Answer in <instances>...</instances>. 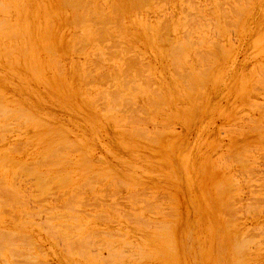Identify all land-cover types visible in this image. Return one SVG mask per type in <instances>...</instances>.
I'll list each match as a JSON object with an SVG mask.
<instances>
[{"label":"rangeland","instance_id":"1","mask_svg":"<svg viewBox=\"0 0 264 264\" xmlns=\"http://www.w3.org/2000/svg\"><path fill=\"white\" fill-rule=\"evenodd\" d=\"M64 1L0 0V264H264V0Z\"/></svg>","mask_w":264,"mask_h":264},{"label":"bare ground","instance_id":"2","mask_svg":"<svg viewBox=\"0 0 264 264\" xmlns=\"http://www.w3.org/2000/svg\"><path fill=\"white\" fill-rule=\"evenodd\" d=\"M63 1H64V0H63ZM71 1H72V0H70V4L72 3ZM73 1H74V0H73ZM77 1H79V0H77ZM77 1H76V3H77ZM80 1H81V0H80ZM82 1H83V0H82ZM82 1L79 2V3L82 4ZM91 1H92V0H90L89 3H91ZM129 1L132 2L131 0H129ZM139 1H140V0H139ZM64 2H65V1H64ZM67 2H68V1H67ZM67 2L64 3V4L68 5ZM130 2H128V3H130ZM135 2H137V4H138V3H141V2H138V1H135ZM143 2H144V1H143ZM206 2H207V1H206ZM235 2H236V1H235ZM79 3H77V7H78ZM132 3H133V2H132ZM165 3H166V2H165ZM74 4H75V1H74ZM74 4L72 3L71 5L74 7ZM81 4H80V5H81ZM119 4H120V3H119ZM141 4H142V3H141ZM80 5H79V8L81 7ZM133 5H134V3H133ZM133 5H132V6H133ZM144 5H146V4L144 3ZM91 6H92V4H91ZM95 6H97V5H95ZM99 6H100V5H99ZM218 6H219V5H218ZM220 6H221V5H220ZM77 7H76V8H77ZM0 8H1V7H0ZM40 8H41V7H40ZM70 8H71V7H69V9H70ZM74 8H75V7H74ZM76 8H75V10H76ZM84 8H85V7H84ZM88 8H89V7H88ZM88 8L86 7L85 9H88ZM100 8H101V7H100ZM114 8H115V7H114ZM138 8H139V7H138ZM7 9H8V8H7ZM93 9H94V6H93ZM119 9H121V8H119ZM219 9H221V8H219ZM232 9H233V8H232ZM75 10H74V11H75ZM90 10H91V9H88V10L86 11V12H89L88 15L85 14L86 12L84 11V14L87 15L88 17H89V16L91 17V12H90ZM121 10H122V9H121ZM123 10H124V9H123ZM142 10H143V9H142ZM91 11H92V10H91ZM97 11H98V9H97ZM97 11H96V12H97ZM113 11H114V10H113ZM117 11H118V10H117ZM225 11H226V10H225ZM2 12H3V11H2ZM37 12H38V11H37ZM75 12H76V11H75ZM78 12H79V11H78ZM92 12L94 13V10H93ZM114 12H116V11H114ZM121 12H122V11H121ZM137 12H138V11H137ZM41 13H42V12H41ZM79 13H80V12H79ZM118 13H119V12H118ZM242 13H243V12H242ZM89 14H90V15H89ZM96 14H98V13H96ZM48 15H49V14H48ZM48 15H47V16H48ZM74 15H76V14H73V16H74ZM93 15H94V14H93ZM106 15H107V14H106ZM233 15H234V14H233ZM43 16H44V15H43ZM87 16H85V17H84V16H80V17L77 16V17H78V18H81V19H83V17H84V19H85ZM164 16H165V15H164ZM119 17H120V16H119ZM44 18H45V17H44ZM46 18H47V17H46ZM72 18H73V17H72ZM107 18H108V17H107ZM115 18H116V17H115ZM35 19H36V18H35ZM122 19H123V18H122ZM170 19H171V18H170ZM193 19H194V18H193ZM239 19H240V18H239ZM4 20H5V19H4ZM71 20H72V19H71ZM73 20H74V19H73ZM73 20H72V21H73ZM75 20H77V19L75 18ZM87 20H88V19H87ZM130 20H131V19H130ZM191 20H192V19H191ZM194 20H195V19H194ZM196 20H197V19H196ZM196 20H195V21H196ZM240 20H241V19H240ZM80 21H81V20H80ZM89 21H90V20H89ZM115 21H116V20H115ZM117 21H118V20H117ZM198 21H199V20H198ZM225 21H226V20H225ZM66 22H67V21H66ZM76 22H77V21H76ZM87 22H88V21H87ZM215 22H216V21H215ZM226 22H227V21H226ZM3 23H4V22H3ZM32 23H33V22H32ZM34 23H35V22H34ZM69 23H70V21H69ZM107 23H108V22H107ZM117 23H118V22H117ZM190 23H191V22H190ZM196 23H197V22H196ZM6 24H7V23H5V25H6ZM225 24H226V23H225ZM232 24H233V23H232ZM1 25H2V24H1ZM65 25H66V24H65ZM76 25H77V24H76ZM82 25H83V24H82ZM99 25H100V24H99ZM115 25H117V24H115ZM214 25H215V24H214ZM52 26H53V25H52ZM52 26H51V27H52ZM103 26H104V25H103ZM106 26H107V25H106ZM215 26H216V25H215ZM225 26H226V25H225ZM76 27H77V26H76ZM99 27H100V26H99ZM161 27H162V26H161ZM201 27H202V26H201ZM126 28H127V27H126ZM190 28H191V27H190ZM214 28H215V27H214ZM5 29H7V28H5ZM117 29H119V28H117ZM117 29H116V30H117ZM163 29H164V28H163ZM165 29H166V28H165ZM216 29H217V28H216ZM38 30H39V29H38ZM78 30H79V29H78ZM105 30H106V29H105ZM105 30H104V31H105ZM114 30H115V29H114ZM120 30H121V29H120ZM199 30H200V29H199ZM102 31H103V30H102ZM121 31H122V30H121ZM100 32H101V31H100ZM216 32H217V30H216ZM93 34H94V33H93ZM107 34H108V33H107ZM128 34H129V33H128ZM15 35H17V34H15ZM39 35H40V34H39ZM42 35H43V34H42ZM80 35H82V34H80ZM80 35H79V36H80ZM119 35H120V34H119ZM188 35H189V34H188ZM218 35H219V34H218ZM31 36H32V35H31ZM34 36H35V35H34ZM109 36H110V35H109ZM201 36H202V35H201ZM36 37H38V36L36 35ZM45 37H46V36H45ZM98 37H99V36H98ZM202 37H203V36H202ZM204 37H205V36H204ZM13 38H15V37H13ZM32 38H33V37H32ZM43 38H44V37H43ZM46 38L48 39V37H46ZM81 38H82V37H81ZM99 38H100V37H99ZM38 39H39V37H38ZM104 39H105V38H104ZM33 40L35 41V39H33ZM36 40H37V39H36ZM44 40H45V42H46V39H45V38H44ZM44 40H43V41H44ZM72 40H73V39H72ZM112 40H113V39H112ZM75 41H76V40H75ZM98 41H99V40H98ZM113 41H114V40H113ZM191 41H192V40H191ZM34 43H35V42H34ZM75 43H76V42H75ZM86 43H87V42H86ZM99 43H100V42H99ZM101 43H102V42H101ZM190 43H191V42H190ZM82 44H83V43H82ZM70 45H71V44H70ZM79 45H80V44H79ZM101 45H102V44H101ZM110 45H111V44H110ZM118 45H119V44H118ZM120 45H121V44H120ZM169 45H170V44H169ZM190 45H191V44H190ZM36 46L38 47V45H36ZM76 46H77V45H76ZM80 46H81V45H80ZM124 46H125V45H124ZM43 47H44V46H43ZM49 47H50V46H49ZM49 47H48V48H49ZM83 47H84V46H83ZM106 47H107V46H106ZM106 47H105V48H106ZM125 47H126V46H125ZM181 47H182V45H181ZM85 48H86V47H85ZM175 48H176V47H175ZM188 48H189V47H188ZM191 48H193V47H191ZM33 49H34V51L36 52V49H35V48H33ZM33 49H32L31 51H33ZM73 49H74V48H73ZM76 49H77V48H76ZM116 49H117V48H116ZM172 49H173V48H172ZM15 50H16V49H15ZM44 50H45V49H44ZM47 50H48V49H47ZM50 50H51V49H50ZM130 50H131V49H130ZM180 50H181V49H180ZM182 50H183V49H182ZM182 50H181V51H182ZM37 51H38V50H37ZM48 51H49V50H48ZM52 51H53V50H52ZM110 51H111V50H110ZM171 51H172V50H171ZM176 51H177V50H176ZM176 51H174V52L176 53ZM178 51H179V50H178ZM181 51H180V52H181ZM53 52H54V51H53ZM132 52H133V51H132ZM106 53H107V52H106ZM116 53H117V52H116ZM172 53H173V52H172ZM177 53H178V52H177ZM181 53H182V52H181ZM111 54H112V53H111ZM198 54H199V53H198ZM198 54H197V55H198ZM11 55H12V54H11ZM36 55H37V53H36ZM55 55H56V54H55ZM126 55H127V54H126ZM181 55H183V54H181ZM204 55H205V54H204ZM174 56H175V55H174ZM198 56H199V55H198ZM202 56H203V55H202ZM202 56H201V57H202ZM205 56H206V55H205ZM52 57H53V56H52ZM170 57H171V56H170ZM132 59H133V58H132ZM174 59H175V58H174ZM199 59H200V58H199ZM203 59H204V58H203ZM206 59H207V61H208V58H206ZM53 60H54V59H53ZM126 60H127V59H126ZM134 60H135V59H134ZM201 60H202V59H201ZM212 60H213V59H212ZM49 62H50V61H49ZM127 62H128V61H127ZM133 62H134V61H133ZM175 62H176V61H175ZM178 62H179V61H178ZM209 62H210V61H209ZM34 63H35V62H34ZM52 63H53V62H52ZM124 63H125V62H124ZM128 63H129V62H128ZM206 63L208 64V62H206ZM212 63H213V62H212ZM212 63H211V66H213ZM58 65H59V64H58ZM77 65H78V63H77ZM128 65H129V64H128ZM128 65H127V66H128ZM202 65H203V64H202ZM215 65H216V64H215ZM78 66H79V65H78ZM124 66H126V65H124ZM177 66H178V65H177ZM207 66H208V65H207ZM173 67H174V66H173ZM46 68H47V67H46ZM127 68H128V67H127ZM133 68H134V67H133ZM133 68H132V69H133ZM145 68H146V67H145ZM147 68H148V67H147ZM43 69H44V68H43ZM128 69L130 70V66H129ZM138 69H139V68H138ZM205 69H206V68H205ZM57 70H58V69H57ZM136 70H137V69H136ZM140 70H141V69H140ZM173 70H174V69H173ZM182 70H183V68H182ZM207 70H208V69H207ZM36 71H37V70H36ZM36 71H35V72H36ZM124 71H125V70H124ZM183 71H184V70H183ZM202 71H203V70H202ZM129 72H130V71H129ZM141 72H142V71H141ZM141 72H140V73H141ZM143 72H144V71H143ZM203 72H204V71H203ZM93 73H94V72H93ZM131 73H132V72H131ZM140 73H139V74H140ZM186 73H187V72H186ZM40 74H41V73H40ZM88 74H89V73H88ZM128 74H129V73H128ZM128 74H127V75H128ZM182 74H183V73H182ZM45 75H46V74H45ZM59 75H60V73H59ZM85 75H86V74H85ZM101 75H102V74H101ZM104 75H105V73H104ZM104 75H103V76H104ZM183 75H184V74H183ZM185 76H186V75H185ZM87 77H88V76H87ZM178 77H179V76H178ZM188 77H189V76H188ZM261 77H262V76H261ZM102 78H103V77H102ZM122 78H123V77H122ZM124 78H125V77H124ZM135 78H136V77H135ZM137 78H138V77H137ZM179 78H180V77H179ZM91 79H92V78H91ZM106 79H108V77H107ZM142 79H143V78H142ZM148 79H149V77H148ZM185 79H186V78H185ZM187 79H188V78H187ZM97 80H98V79H97ZM129 80H131V79H129ZM151 80H152V79H151ZM43 81H44V80H43ZM46 81H47V80H46ZM122 81H123V79H122ZM140 81H141V80H140ZM180 81H181V80H180ZM184 81H185V80H184ZM129 82H130V81H129ZM146 82H147V81H146ZM149 82H150V81H149ZM149 82H148V83H149ZM123 83H124V82H123ZM134 83H135V82H134ZM148 83H147V84H148ZM102 84H103V83H102ZM129 84H130V83H129ZM183 84H184V83H183ZM109 85H111V84H109ZM142 85H143V84H142ZM101 86H102V85H101ZM127 86H128V85H127ZM143 87H144V86H143ZM199 88H200V87H199ZM134 89H135V88H134ZM154 89H155V88H154ZM125 90H126V89H125ZM132 90H133V89H132ZM149 90H150V89H149ZM194 90H195V89H194ZM137 91H138V90H137ZM139 92H140V91H139ZM152 92H153V91H152ZM85 93H86V92H85ZM108 93H110V92H108ZM193 93H194V92H193ZM193 93H192V94H193ZM194 94H195V93H194ZM109 95H110V94H109ZM197 95H198V94H197ZM117 97H118V96H117ZM158 97H159V96H158ZM158 97H157V98H158ZM197 98H198V97H197ZM115 99H116V98H115ZM160 99H161V98H160ZM111 100H112V99H111ZM127 101H128V100H127ZM162 101H163V100H162ZM119 104H120V103H119ZM152 104H153V102H152ZM94 105H95V104H94ZM111 105H112V104H111ZM134 105H135V104H134ZM156 105H157V104H156ZM156 105H155V106H156ZM98 106H99V105H98ZM157 106H159V105H157ZM114 107H115V106H114ZM160 107H161V106H160ZM130 108H131V107H129V109H130ZM2 109L4 110V107H3V106H2ZM118 109H119V108H118ZM127 109H128V108H127ZM158 109H159V108H158ZM23 110L26 111L25 109H23ZM13 111H14V109H13ZM122 111H123V110H122ZM128 112H130V110H129ZM17 113H18V112H17ZM125 113H126V112H125ZM5 114H6V113H4L3 116H5ZM7 114L10 115V112L8 111ZM7 114H6V115H7ZM0 115H1V114H0ZM3 116H2V117H3ZM9 117H10V116H9ZM11 117H12V116H11ZM11 117H10V118H11ZM20 117H21V116H20ZM20 117H19V118H20ZM30 117H31V116H30ZM34 117H35V116H34ZM27 118H28V117H27ZM6 119L8 120V118H6ZM38 119H39V118H38ZM130 119H132V118H130ZM133 119H134V118H133ZM147 119H148V118H147ZM136 120H137V119H136ZM138 120H139V119H138ZM3 121H4V120H3ZM30 121H31V120H30ZM32 121H33V120H32ZM146 121H147V120H146ZM16 122H18V121H16ZM27 122H28V120H27ZM130 122H132V121H130ZM14 123H15V122H14ZM141 124H142V123H141ZM11 126H12V125H11ZM122 126H123V125H122ZM136 130H137V129H136ZM5 133H6V132H5ZM167 133H168V132H167ZM154 136H155V134H154ZM139 137H140V136H139ZM66 142H67V141H65V143H66ZM67 143H68V142H67ZM23 144H24V142H23ZM26 144H27V143H26ZM28 144L31 145L30 143H28ZM63 144H64V142H63ZM66 145H67V144H66ZM25 146H26V145H25ZM52 146H53V145H52ZM61 146H62V145H61ZM64 146H65V145H64ZM68 146H70L69 143H68ZM50 147H51V146H50ZM66 147H67V146H66ZM48 148H49V147H48ZM72 148H73V147H72ZM10 149H11V148H10ZM61 149H63V148L61 147ZM64 149H65V147H64ZM64 149H63V150H64ZM67 149H68V148H67ZM69 149H70V148H69ZM78 149H79V148H78ZM80 149H81V148H80ZM53 150H54V149H53ZM75 150H76V149H75ZM21 151H22V150H21ZM57 151L60 152V150H57ZM66 151H67V150H66ZM77 151H78V150H77ZM51 152H52V150H51ZM59 152H57V153H59ZM73 152H74V151H73ZM80 152H82V150H81ZM53 153H54V152H53ZM55 153H56V152H55ZM67 153H68V152H67ZM51 154H52V153H51ZM61 154H62V151H61ZM69 154H70V153H69ZM82 154H84V153H82ZM54 155H55V154H54ZM45 156H46V155H45ZM65 156H66V155H65ZM67 156H68V155H67ZM48 157H49V156H48ZM65 158H66V157H65ZM83 158H88V157L86 156V157H83ZM45 159H46V158H45ZM48 159H49V158H48ZM52 159H53V158H52ZM40 160H41V159H40ZM82 160H83V159H82ZM82 160H81V161H82ZM87 160H88V159H87ZM66 162H67V161H66ZM68 162H70V161H68ZM83 162H84V161H83ZM86 162H88V161H86ZM33 163H34V162H33ZM35 163H36V162H35ZM51 163H53V162L51 161ZM62 163H64V162H62ZM37 164H38V163H37ZM39 164H40V163H39ZM42 164H44V163H42ZM49 164H50V163H49ZM82 164H84V163H82ZM88 164H89V163H87L86 165H88ZM32 165H33V164H32ZM40 165H41V164H40ZM58 165H59V164H58ZM84 165H85V164H84ZM33 166H34V165H33ZM43 166H44V165H43ZM82 166H83V165H82ZM3 167H4V166H3ZM35 167H36V166H35ZM89 167H90V165H89ZM19 168H20V167H19ZM41 168H42V167H41ZM86 168H87V167H86ZM86 168H85V169H86ZM31 169H32V168H31ZM22 171H23V170H22ZM27 171H28V170H26V173H27ZM31 171H32V170H31ZM28 172H29V171H28ZM32 172H33V171H32ZM59 173H60V172H59ZM61 173H63V172L61 171ZM68 173H70V171H69ZM4 174H5V173H4ZM11 174H12V173H11ZM17 174H18V173H17ZM14 175H15V174H14ZM29 175H30V173H29ZM45 175H46V174H45ZM26 176H27V175H26ZM30 176H32V175H30ZM37 176H38V175H37ZM35 177H36V176H35ZM91 177H92V176H91ZM91 177H89L88 179H91ZM94 178H95V176H94ZM231 178H232V177H231ZM37 179H38V178H37ZM47 179H48V178H47ZM62 179H63V178H62ZM62 179H61V180H62ZM69 180H70V179H69ZM94 180H95V179H94ZM105 180H106V179H105ZM12 181H13V179H12ZM37 181H38V180H37ZM58 181H59V180H58ZM98 181H100V180H98ZM226 181H227V180H226ZM43 182H44V181H43ZM60 182H61V181H60ZM118 182H119V181H118ZM5 183H6V181H5ZM65 183H66V182H65ZM99 183H100V182H99ZM226 183H227V182H226ZM50 184H51V183H50ZM85 184H86V183H85ZM115 184H116V183H115ZM120 184H121V183H120ZM231 184H232V183H231ZM10 185H12V184H9V186H10ZM13 185H14V183H13ZM18 185H19V184H18ZM42 185H43V184H42ZM4 186H5V185H4ZM4 186H3V188H5ZM45 186H46V185H45ZM83 186H84V185H83ZM127 186H128V185H127ZM230 186H231V185H230ZM0 187L2 188L1 185H0ZM12 187H13V186H12ZM37 187H38V186H37ZM57 187H58V186H57ZM1 188H0V193H3V194H4V191H3L4 189L2 188V190H1ZM33 188H34V187H33ZM62 188H63V187H62ZM79 188H80V187H78V189H79ZM132 188H133V187H132ZM35 189H36V187H35ZM73 189H74V188H73ZM76 189H77V188H76ZM80 189H81V188H80ZM222 189H223V188H222ZM229 189H230V188H229ZM5 190L8 192V193H6V191H5V193H6L7 195H9V194L11 193L12 195L10 194V196H13V197H15V198L18 199V197H17V195H16V192H15L14 190H12L11 188H5ZM9 190H10V191H9ZM11 190H12V191H11ZM41 190H42V189H41ZM43 190H44V189H43ZM50 190H52V189H50ZM81 190H82V189H81ZM2 191H3V192H2ZM32 191H33V190H32ZM47 191H48V190H47ZM91 191H92V190H91ZM44 192H45V191H44ZM48 192H49V191H48ZM48 192H47V193H48ZM222 193H223V192H222ZM17 194L19 195V193H17ZM29 194H30V193H29ZM74 194H75V193H74ZM90 194H91V193H90ZM1 195H2V194H1ZM35 195H38V194H35V193H34V196H35ZM45 195H46V194H45ZM75 195H76V194H75ZM77 195H78V194H77ZM117 195H118V194H117ZM21 196H22V195H21ZM26 196H27V195H26ZM31 196H32V195H31ZM71 196H72V194H71ZM96 197H97V196H96ZM139 197H140V196H139ZM2 198H3V197H2ZM28 198H29V197H28ZM145 198H146V197H145ZM228 198H229V197H228ZM4 199H5V198H4ZM6 199H7V198H6ZM12 199H13V198H12ZM34 199H36V198H34ZM37 199H38V198H37ZM88 199H89V198H88ZM9 201H10V200H9ZM74 201H75V200H74ZM44 202H45V201H44ZM147 202H148V201H147ZM1 203H2V202H1ZM5 203H7V202H4V204H5ZM76 203H77V202H76ZM83 203H84V202H83ZM113 203H114V202H113ZM9 204H11V203H9ZM80 204H81V203H80ZM126 204H127V203H126ZM230 205H231V204H230ZM15 206H16V205H15ZM63 206H64V204H63ZM67 206H68V205H67ZM109 206H110V205H109ZM144 206H145V205H144ZM6 207H7V205H6ZM6 207H5V208H6ZM41 207H42V206H41ZM41 207H40V208H41ZM73 207H74V206H73ZM252 207H253V206H252ZM254 207H255V206H254ZM56 208H57V207H56ZM109 208H110V207H109ZM14 209H15V208H14ZM70 209H71V208H70ZM72 209H73V208H72ZM96 209H97V208H96ZM49 210H50V209H49ZM51 210H52V209H51ZM65 210H66V209H65ZM65 210H64V211H65ZM43 211H44V210H43ZM46 211H47V210H46ZM53 211H54V210H53ZM110 211H111V210H110ZM135 211H136V210H135ZM253 211H254V209H253ZM49 212H50V211H49ZM60 212H61V211H60ZM67 212H68V211H67ZM76 212H77V211H76ZM76 212H74V213H76ZM116 212H117V211H116ZM127 212H128V211H127ZM22 213H23V212H22ZM39 213H42V212H39ZM51 213H52V212H51ZM29 214H30V213H29ZM78 214H80V212H79ZM170 214H171V213H170ZM26 215H27V214H26ZM26 215H25V216H26ZM72 215H74V214H72ZM96 215H97V214H96ZM99 215H100V214H99ZM65 216L67 217V215H65ZM70 216H71V214H70ZM77 216H78V215H77ZM101 216H102V215H101ZM106 216H107V215H106ZM11 217H12V216H11ZM50 217H51V216H50ZM55 217H56V216H55ZM63 217H64V216H63ZM66 217H65V219H66ZM121 217H122V216H121ZM29 218H30V217H29ZM57 218H58V217H57ZM68 218H69V216H68ZM72 218L75 219V220H74L75 222H77L76 219L78 220V218H76V215H75L74 217H72ZM47 219H48V218H47ZM52 219H53V217H52ZM60 219H61V218H60ZM60 219H59V220H60ZM136 220H137V219H136ZM57 221H58V220H57ZM100 221H101V220H100ZM139 221H140V220H139ZM142 221H143V220H142ZM146 221H147V220H146ZM62 222H63V221H62ZM64 222H65V221H64ZM140 222H141V221H140ZM140 222H139V223H140ZM144 222H145V220H144ZM45 223H46V222H45ZM50 224H51V221H50ZM58 224H60V223H58ZM58 224H57V225H58ZM142 224H143V223H142ZM145 224H147V223H145ZM149 224H150V223H149ZM51 225H52V224H51ZM57 225H56V226H57ZM63 225H64V230H66V229H67L66 225H65L64 223H63ZM63 225L60 224L59 226H60L61 228H63ZM67 225H68V224H67ZM39 226H40V224H39ZM70 226H71V225H70ZM143 226H144V224H143ZM169 226H170V225H169ZM45 227H46V226H45ZM60 227H59V228H60ZM71 227H72V226H71ZM78 227L81 228L80 225H79ZM78 227H75V226H74L73 228H76V229H77ZM145 227H147V226L145 225ZM156 227H157V226H156ZM159 227H161V226H159ZM49 229H50V227H49ZM51 229H52V227H51ZM68 229H69V228H68ZM70 229H71V228H70ZM47 230H48V229H47ZM54 230H56V229L54 228ZM60 230H61V229H60ZM81 230H83V229H81ZM44 231H45V230H44ZM66 231H67V230H66ZM69 231H70V230H69ZM77 231H79V230H77ZM162 231H163V230H162ZM166 231H167V230H166ZM170 231H171V230H170ZM45 232H46V231H45ZM72 232H73V231H72ZM12 233H13V232H12ZM55 233H56V232H55ZM55 233L53 232V235H54ZM63 233H65V231H61L60 234L63 235ZM70 233H71V232H70ZM78 233H80V231H79ZM1 234H2V233H1ZM71 234H72V233H71ZM100 234H101V233H100ZM107 234H108V233H107ZM12 235H13V234H12ZM47 235H48V234H47ZM57 235H58V234H57ZM57 235H56V236H57ZM61 235H60V236H61ZM65 235H68V233H66ZM103 235H104V234H103ZM109 235H110V234H109ZM111 235H112V234H111ZM1 236H2V235H1ZM1 236H0V241L2 240L3 236H5V235H3L2 238H1ZM19 236H20V235H19ZM22 236H23V235H22ZM50 236H51V235H50ZM68 236H69V238H68ZM68 236H64V237L61 236V237H63V238H62V241H64V244H65V242H66V241H65L66 239L63 240L65 237L67 238V241H69V239H71V236H70V235H68ZM88 236H90V235H88ZM25 237H26V236H25ZM25 237L23 236L21 241H23V238H25ZM75 237H77V236H75ZM78 237H79V236H78ZM93 237H94V236H93ZM95 237H96V236H95ZM157 237H158V236H157ZM8 238H9V236H7V239H8ZM13 238H14V237H13ZM17 238H18V237H17ZM72 238H73V237H72ZM89 238H90V237H89ZM121 238H122V237H121ZM4 239L6 240L5 237H4ZM26 239H27V237H26ZM33 239H34V238H33ZM51 239H52V238H51ZM57 239H58V238H57ZM75 239H76V238H75ZM77 239H78V238H77ZM84 239H85V237H84ZM84 239H83V242H82V238H81L80 241L77 240L78 243L80 244V246L78 245L79 248H80V250H78V249H77V250H78V252L81 251V254H80L81 256H79V255H78V256H79V257H84V256H86L85 258H88L87 255H89V254L86 255L85 253H90V252H88V250L86 249L87 241L85 240V241H86V242H85ZM5 240H4V241H5ZM8 240H9V239H8ZM18 240H19V239H18ZM27 240H28V239H27ZM58 240H59V239H58ZM166 240H167V239H166ZM10 241H11V243H10L11 246H9V242H10ZM10 241H7V242H3V241H2V243H3V245H4L5 247H6V245L9 246V247H6V251L9 252V250L11 249V252L13 251V253H12L13 255H17V256H20V255H21V256H23L21 250H20L21 254H17L18 251H17V252L15 251V250H16V249H15V245L17 246V245H18V244H17L18 242L14 245V244H13V241H14V240H11V238H10ZM51 241H53V239H52ZM71 241H72V239H71ZM101 241H102V240H101ZM103 241H104V240H103ZM15 242H16V240H15ZM15 242H14V243H15ZM30 242H31V240H30ZM69 242H70V241H69ZM81 242H82V244H81ZM245 242H246V241H245ZM0 243H1V242H0ZM2 243H1V244H2ZM20 243H21V242H20ZM22 243H24V242H22ZM27 243H28V242H27ZM89 243H90V242H89ZM93 243H94V242H93ZM107 243H109V242H107ZM24 244H26V243H24ZM28 244H29V243H28ZM84 244H85V245H84ZM125 244L127 245V243H125ZM129 244H130V243H129ZM246 244H247V243H246ZM20 245H21V244H20ZM65 245L67 246L68 243H66ZM73 245H74V244H73ZM82 245H83V247H82ZM92 245H93V244H92ZM94 245H95V244H94ZM12 246H14V247L11 248ZM62 246H63V245H62ZM66 246H65V247H66ZM70 246H71V243H70ZM89 246H90V244H89ZM103 246H104V245H103ZM169 246H170V245H169ZM59 247H60V246H59ZM81 247L84 249V252L82 251V248H81ZM7 248H8V250H7ZM9 248H10V249H9ZM31 248H33V247H31ZM69 248H70V247H69ZM71 248H72V247H71ZM90 248H91V246H90ZM90 248H89V250H90ZM13 249H15V250H13ZM62 249H63V248H62ZM72 249H73V248H72ZM99 249H100V248H99ZM112 249H113V248H112ZM114 249H115V248H114ZM114 249H113V250H114ZM65 250H66V248H65ZM85 250H86V251H85ZM91 250H92V249H91ZM93 250H94V249H93ZM113 250H111V251H113ZM115 250H116V249H115ZM141 250H142V249H141ZM236 250H237V249H236ZM14 251L16 252V254H14V253H15ZM25 251H26V250H25ZM28 251H29V250H28ZM28 251H27V255L29 256V260H30V258H31V257L33 258V256H31V254H29ZM73 251H74V250H73ZM127 251H128V250H127ZM20 252H18V253H20ZM29 252H30V251H29ZM96 252H97V251H96ZM72 253H74V252H72ZM76 253H77V252H75V254H76ZM83 253H84V254H83ZM94 253H95V252H94ZM94 253H93V254H94ZM114 253H115V252H114ZM146 253H147V252H146ZM10 254H11V253H9V255H10ZM65 254H66V253H65ZM70 254H71V252H70ZM82 254H83V255H82ZM95 254H96V253H95ZM112 254H113V253H111V255H112ZM115 254H116V253H115ZM27 255H26V256H27ZM35 255H36V254H35ZM99 255H100V254H99ZM106 255H107V254H106ZM11 256H12V255H11ZM30 256H31V257H30ZM44 256H45V254H44ZM91 256H92V254H91ZM97 256H98V255H97ZM109 256H110V255H109ZM118 256H119V255H118ZM118 256H117V257H118ZM143 256H144V255H143ZM24 257H25V256H24ZM34 257H35V256H34ZM73 257H74V256H73ZM95 257H96V256H95ZM100 257H101V256H100ZM162 257H163V256H162ZM14 258H16V257H14ZM18 258H19V257H18ZM32 258H31V259H32ZM85 258H84V259H85ZM92 258H93V257H92ZM103 258H104V257H103ZM103 258H102V259H103ZM106 258H107V257H106ZM123 258H124V257H123ZM167 258H168V257H167ZM34 259H35V258H34ZM8 260H9V259H8ZM14 260H15V259H14ZM27 260H28V259H27ZM2 261H3V260H2ZM9 261H10V260H9ZM94 261H96V260H94ZM29 262H30V261H29ZM102 262H103V261H102ZM30 263H31V262H30ZM32 263H33V260H32ZM103 263H105V262H103ZM108 263H109V262H108ZM116 263H117V262H116ZM9 264H10V263H9ZM12 264H14V263L12 262ZM28 264H29V263H28ZM33 264H34V263H33ZM37 264H38V263H37ZM44 264H45V263H44Z\"/></svg>","mask_w":264,"mask_h":264}]
</instances>
